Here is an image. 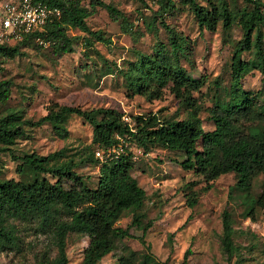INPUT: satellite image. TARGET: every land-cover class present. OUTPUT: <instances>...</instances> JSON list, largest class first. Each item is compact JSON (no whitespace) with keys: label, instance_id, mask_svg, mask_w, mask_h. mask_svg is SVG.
<instances>
[{"label":"rangeland","instance_id":"obj_1","mask_svg":"<svg viewBox=\"0 0 264 264\" xmlns=\"http://www.w3.org/2000/svg\"><path fill=\"white\" fill-rule=\"evenodd\" d=\"M5 0H0V5ZM112 4L127 17L128 31L114 20L107 9L95 8L91 0L82 4L91 11L87 23L93 31H101L100 41L80 30L70 31L79 39L74 43L75 51L57 55L48 46L36 42L20 43V39L2 37L0 43L17 46L14 56L0 54V80L10 81V93L0 101V120L21 125L23 135H17L10 147L18 156L36 153L48 155L63 150L66 158L80 161L92 147L93 127L82 117L70 116L66 121L68 137L56 133L46 123H32L48 114L54 105L80 107L94 110L99 118L105 110L113 109L122 114L123 120L135 125L138 115L155 113L162 119L181 120L189 117V108L180 102L170 88L162 89L161 97L150 99L135 94L130 89L125 73L141 55H155L163 50L172 53V38L181 39L183 51L178 60L200 87L192 91L198 106L205 131L213 130L211 120L213 107L231 98V63L234 49L243 39L239 19L253 6L245 0H197L203 6L215 3L220 16L215 30L202 29L193 11L174 1L173 11L157 17L161 0H100ZM264 3V0H260ZM227 2L235 16L230 28L223 22V3ZM264 13V8H263ZM163 21V22H162ZM154 24L153 29L147 27ZM91 41L87 46L86 41ZM264 49V24L254 32V42ZM250 63L239 88L258 94L256 105L264 104V74L257 66V49L242 54ZM100 111V112H99ZM253 126L246 123V129ZM5 147L0 143V148ZM127 147L134 155L143 153L134 160L133 176L146 191L141 224L130 228L131 237L116 240L115 249L104 256L99 264H182L188 251L186 264H264V206L258 205L255 214L247 216V205L237 191L230 190L237 182L235 173H228L208 184L204 176L194 170H185L180 163L186 159L181 151H171L160 146L145 153L131 140H122L111 153L104 151V161L110 155L122 152ZM199 148L200 144H199ZM103 154V153H102ZM20 161L14 160L10 152L0 153V182L9 179L22 180L17 172ZM99 165L82 163L75 170L83 177L86 185L96 189L100 178ZM263 175L253 181L255 196L262 193ZM66 183V187L70 186ZM208 185L211 187L207 188ZM197 198L194 206L189 203ZM230 213L234 229V242L239 247L236 255L229 259L223 238V213ZM134 212L125 210L115 222L116 227L131 225ZM17 246L0 248V264H44L54 258L57 248L48 234L42 233L36 222L15 221ZM146 229V230H144ZM89 237L70 233L67 238L69 264H81Z\"/></svg>","mask_w":264,"mask_h":264},{"label":"trees","instance_id":"obj_2","mask_svg":"<svg viewBox=\"0 0 264 264\" xmlns=\"http://www.w3.org/2000/svg\"><path fill=\"white\" fill-rule=\"evenodd\" d=\"M34 1L58 7L61 17L51 16L43 28L25 34L20 43L40 44L38 39L44 40L53 53L61 55L75 51L74 43L79 37L71 36L72 30L105 40L101 31H93L89 27L87 18L91 11L82 4V0ZM245 1L253 9L245 10L239 19L243 39L237 43L232 57V81L235 82L231 88L232 98L213 107V130L205 131L198 116L192 91L198 89L200 83L180 65L177 56L184 48L175 34L172 38L173 56L166 55L163 50H158L155 55H141L137 62L131 64L125 78L133 93L150 99L160 98L162 89L170 88L189 108L188 118L162 119L155 113H148L138 115L132 126L113 109L103 111L104 115L99 118L94 110L56 104L32 125L39 127L49 123L59 136L67 138L66 121L70 116L77 115L93 127L92 147L103 151L111 153L122 144V140H131L145 153L156 146L181 151L186 159L180 165L185 170H194L204 176L208 184L224 174L235 173L237 182L230 190L232 193L237 191L247 205L246 215H254L256 206H264V180L262 193L255 196L252 192L255 178L259 175L264 177V104L258 107V94L241 90L239 84L250 65L242 59V54L253 47L257 49V66L264 74V49L257 41L254 42V32L264 24V3L260 0ZM180 3L193 11L202 29H216L221 15L215 3L211 1V7L201 5L197 0H180ZM91 4L94 8L101 6L107 9L110 16L120 20L121 27L128 31L127 17L122 11L100 0H91ZM175 7L174 1L161 0L157 17H163L164 12L173 11ZM222 18L225 28H230L236 20L227 2L223 3ZM147 27L153 29L154 24L149 22ZM86 44L91 46V41L88 39ZM18 53L17 46L0 43V54L3 56ZM10 86V81L0 80V101L9 97ZM247 122L253 124L249 129H246ZM23 134L21 125L0 120V143L5 145L0 148V153L8 151L14 160L20 161L17 172L24 177L22 180L0 182V248L18 245L15 221H35L42 233L51 236L57 248L56 256L48 258L44 264H69L66 248L70 233L89 237L81 264H99L115 249L117 239L131 237V226L141 224L139 211L144 206L146 191L133 176L135 164L132 153L127 147H122V152L110 155L104 161L96 157L92 148L80 161L66 158L63 150L46 156L36 153L18 156L10 146L15 143L17 135ZM82 163L100 166L96 189L86 185L75 170ZM68 182L71 184L66 187ZM209 187L211 185L206 189ZM196 202L195 197L189 204L194 206ZM125 210L134 212L131 225L125 229L116 227L115 222ZM222 243L229 259H232L239 247L234 242V229L227 210L223 213ZM189 252L182 264H186Z\"/></svg>","mask_w":264,"mask_h":264},{"label":"built area","instance_id":"obj_3","mask_svg":"<svg viewBox=\"0 0 264 264\" xmlns=\"http://www.w3.org/2000/svg\"><path fill=\"white\" fill-rule=\"evenodd\" d=\"M51 16L61 17V10L34 0H5L0 5V29L3 31L1 36L21 40L25 34L43 28ZM38 42L44 46L49 44L40 39ZM142 153L138 150L133 155V160ZM96 155L103 158L104 151L98 148Z\"/></svg>","mask_w":264,"mask_h":264}]
</instances>
